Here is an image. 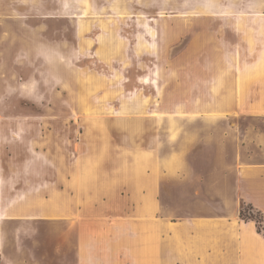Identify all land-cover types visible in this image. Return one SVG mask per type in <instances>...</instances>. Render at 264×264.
I'll list each match as a JSON object with an SVG mask.
<instances>
[{
    "label": "rangeland",
    "instance_id": "374dc122",
    "mask_svg": "<svg viewBox=\"0 0 264 264\" xmlns=\"http://www.w3.org/2000/svg\"><path fill=\"white\" fill-rule=\"evenodd\" d=\"M257 20L264 0H0V228L88 211L95 264H242L241 240L264 244L234 170L264 133ZM40 216L15 220L20 261L60 264L70 234ZM154 218L156 262L134 242Z\"/></svg>",
    "mask_w": 264,
    "mask_h": 264
},
{
    "label": "crops",
    "instance_id": "0c3cea01",
    "mask_svg": "<svg viewBox=\"0 0 264 264\" xmlns=\"http://www.w3.org/2000/svg\"><path fill=\"white\" fill-rule=\"evenodd\" d=\"M256 22V20H255ZM233 22V26H235ZM257 26H264V20H257ZM257 55L259 58H264V49H259ZM146 79V78H145ZM143 83H150L144 82ZM152 83V81H151ZM253 84V83H252ZM257 89H261L258 87ZM264 90V87H262ZM262 102L261 109H256L252 111L249 115L250 118L263 119L264 120V96L259 100ZM256 107V105H251ZM255 128V127H254ZM246 134V136H245ZM243 137L239 138L240 148H245V151H237L235 154L234 164L236 165L234 170L236 173V193L238 197L245 203L251 204L258 211H261L264 216V133L253 130L252 133H245ZM246 139V140H244ZM245 143V145H243ZM238 148V146H237ZM39 218H57L65 225L60 227L61 231L70 234V239H66L67 246L72 245L65 252L63 251L61 255H58V260L60 264H95V249H96V219L94 214L88 211H40L36 213L28 212L26 215L15 216L8 218V224L6 228H0V231L5 233L4 237L0 239V259L5 261L4 264H25V262L20 261V258H24L25 254H31V258L34 259L32 248H22V238L20 235H25L26 232L19 227L14 226L15 220L19 217L27 216H38ZM157 218V217H156ZM151 220V229L143 228V221L136 222V231L134 242L138 250L142 252L141 257L151 256V261H158V222ZM13 225V226H11ZM118 225H113L111 229L117 227ZM2 233V232H1ZM107 233V232H105ZM103 232V234L105 235ZM110 235L116 236L112 240V245L115 247L120 246L122 238L120 237V232L116 229V232H110ZM252 238V239H251ZM245 244L243 240L245 241ZM241 240L242 247H244L245 260H242V264H264V244L259 240V238H254L252 235ZM250 241V244L248 242ZM251 240L253 243L251 244ZM259 240V242H258ZM150 242V250L144 249V244L147 245ZM257 241L258 244H254ZM24 254V255H23ZM21 255H23L21 257ZM27 259H23L26 261ZM30 264V263H29ZM153 264V263H152ZM157 264V262H156Z\"/></svg>",
    "mask_w": 264,
    "mask_h": 264
},
{
    "label": "trees",
    "instance_id": "16d2710c",
    "mask_svg": "<svg viewBox=\"0 0 264 264\" xmlns=\"http://www.w3.org/2000/svg\"><path fill=\"white\" fill-rule=\"evenodd\" d=\"M240 215H241V212H240Z\"/></svg>",
    "mask_w": 264,
    "mask_h": 264
}]
</instances>
